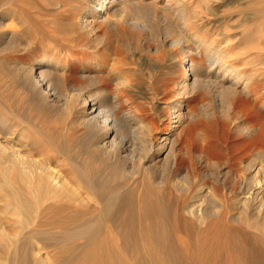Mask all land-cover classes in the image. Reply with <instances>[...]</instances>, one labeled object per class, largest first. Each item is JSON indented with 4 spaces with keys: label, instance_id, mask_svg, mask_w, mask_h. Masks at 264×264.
<instances>
[{
    "label": "bare ground",
    "instance_id": "bare-ground-1",
    "mask_svg": "<svg viewBox=\"0 0 264 264\" xmlns=\"http://www.w3.org/2000/svg\"><path fill=\"white\" fill-rule=\"evenodd\" d=\"M12 1L0 0L2 10ZM80 1L75 26L87 37L85 47L98 52L102 45L107 55L104 61L86 60L90 66L80 67L88 82L84 88H77L73 80L74 84H69L67 63L55 55L5 65L18 88L11 92L4 84L0 89V264H161L168 218L173 219L174 228H182L188 235L201 231L209 217L214 220L209 218L206 230L237 234L233 225L225 222L231 219L240 222L238 233L246 228L264 233V115L257 106L258 91L251 85V76L243 77L226 61L224 45H211L200 32L206 28L198 25L202 17L193 4L198 0ZM127 10L132 11L123 21L145 34L156 33L161 44L179 45L180 68L186 69L175 85L178 101L169 105L172 125L156 140L136 114L138 108L129 106L118 113L121 101L107 89L118 61L112 54V41L104 42L96 35L93 18L112 29L115 16ZM5 12L9 13L8 9ZM4 15L1 13L0 20ZM14 15L22 18L17 12ZM0 37L12 43V50L18 49L20 41H16L14 31H0ZM226 39L228 43L230 39ZM189 53H202L207 68L190 61ZM3 77L1 72L0 82ZM213 87L231 96L225 110L217 119L191 123L189 133L178 142L174 136V140L171 133L184 118L189 97ZM55 111L63 112L71 129L68 135L50 131L48 118ZM229 122L233 133L227 142ZM199 125L203 133L193 134ZM125 127L130 129L128 137L122 135ZM139 128L144 130L142 135L137 133ZM139 139L144 144L143 153L136 152ZM176 143L178 152L185 149L183 155L176 152ZM112 161L121 166L117 168ZM195 162L214 171L210 168L194 174ZM180 165L189 166L192 172L179 170ZM205 177L212 179L210 184ZM210 196L223 199L222 205L209 210ZM115 218L125 219L121 220L126 236L139 231L140 257L116 240V232L121 231L119 224L115 227L118 230L112 228ZM57 231L61 235L56 236ZM80 237L87 243L84 250L61 261L52 257L51 246L61 248V252L73 251ZM259 238L264 239V235Z\"/></svg>",
    "mask_w": 264,
    "mask_h": 264
},
{
    "label": "rangeland",
    "instance_id": "rangeland-1",
    "mask_svg": "<svg viewBox=\"0 0 264 264\" xmlns=\"http://www.w3.org/2000/svg\"><path fill=\"white\" fill-rule=\"evenodd\" d=\"M215 2L218 4L215 5ZM82 3L83 2L80 0H13L11 4L8 5L9 8H6L9 13H6V10H2L3 8L0 7V17L1 13L6 14L0 20V31H14L15 39H17L16 41H20L19 45H17L18 49L14 51V49L12 50L13 47H11L12 43H5L0 37V73L2 72L4 76L0 82V89L3 88L4 84L7 85V89L11 92L18 88L17 81L15 82L7 75L8 70L11 69L7 68L5 65L11 66V62L14 61L31 62L35 58H40L44 55H50L51 57L55 55V59L57 58L62 62H66L65 74L66 76L68 75V82L71 80L69 84L75 83L74 85L79 89L85 87L88 82L81 76L80 67L90 66L85 62L86 60L104 61L107 55L103 52L102 45L98 46V52L85 47V43L87 44V37L75 26V22H77L80 16V6ZM206 3L207 1L205 2L202 0L193 3L197 15L202 17L198 25L201 26L200 28H202V26L206 28L200 32L206 35V39L211 45L217 48L224 45L225 51L222 52L224 58L228 63L234 66L235 72L243 75V77L251 76V85L255 86V90L258 91L256 92L259 95L257 106L264 115V0H213L212 4ZM206 5L212 8L207 9ZM14 9H16L17 14L22 17L20 20L15 18L16 16L14 14L16 12ZM131 11L132 10H127L121 12L120 15H116L115 24L112 29H108L95 18H93V23L95 25V32L97 31L96 35L99 34V37L102 36L104 42H108L109 40L108 43L111 44L112 41V54L116 56L114 58L118 61L116 63L117 65L114 64V70H112V80L107 84L108 91L112 92V94H117L118 101H121L120 109L117 110V112L119 113L122 109L129 106H132L131 108L137 107L138 111L136 114L141 118L143 124H146L150 129L153 140H156L163 131L172 125V120H174V118L172 117L173 114L171 113L169 105L173 101H178V96L175 95V85L186 73V69L180 68L182 54L178 47L179 45L161 44L160 36L156 33L153 32L152 36L145 34V32L141 31L138 27H132L129 23L123 21L124 17H127L126 15L129 16ZM124 14L125 16H123ZM148 14L150 15L151 13L148 12ZM121 15L123 18L120 17ZM151 18L150 20H152ZM146 35H148V37ZM149 36H151L150 38L152 39H150ZM226 38L230 39L228 43H226ZM4 44L7 46L9 45V48L7 47L8 50L4 49L6 46H4ZM91 51H94L93 53H95V55L93 53L91 54ZM189 57L190 61L201 64L204 69L207 68L208 64L202 53H189ZM103 73H105V71ZM203 90L204 89H202V91ZM63 91L64 90H61L63 93L62 96H65V91ZM200 91H196L194 95L189 97V101L184 109L186 112L185 116L179 123L180 125L177 130L171 133V137H173L174 140L176 137L177 142L180 141L181 137L189 133L188 127L191 123L200 119L213 120V118H219L220 114L225 110L226 105L231 100V96L223 92L220 88H206L203 92ZM126 100L129 101V103H127ZM55 112L56 113L53 114L54 116H52V118L50 117L51 119L48 118L51 122L47 121L49 122V126L51 124L50 131L54 132L52 133L54 135L56 132L58 133H56V135H68L69 133L67 132H70L71 129H69V124L65 120V117L61 115L63 112ZM241 119L244 120V117L241 116ZM199 126L194 129L192 132L193 134L194 132L201 133L204 130L201 125ZM228 127L231 131L233 128L231 122L228 123ZM256 127L257 126L254 127L255 130ZM142 128L145 130V127ZM129 130L130 129L126 127L122 129L123 137L130 136L131 133ZM138 130L137 133L142 135L144 130L141 128ZM140 131L142 133H139ZM232 133L233 131H231V135L227 142L232 140ZM77 141H79V139ZM141 143L143 144L141 139L137 140L136 152L138 153H143ZM176 146V152H178L179 144L176 143ZM184 150L185 149L179 150L178 153L181 154V152H183L181 154L183 155ZM202 154L204 155L203 157L207 158L208 155L205 151H203ZM112 164L114 166L116 165L117 168L121 166V163H117L116 161H112ZM194 166L196 167V172L193 171L194 174L197 173V171V174H200L202 170L205 171L211 168V166L207 165L205 167V165L202 166V164L196 162ZM225 167L229 168L227 165H225ZM187 169H190V167L186 165H180L179 167V170L183 172L187 171ZM191 170L192 169H190V171ZM229 170L231 179L233 178V169L230 168ZM211 171H214L213 167ZM203 180L209 184L212 181L210 177H205ZM210 197L207 201L209 210L222 205L223 199L219 197H217L218 199ZM209 218L212 219L211 217ZM209 218L203 223L201 231H196L194 234L192 233V235H188L182 228H174L173 219L168 218V220L165 221V245H162L163 252H161L162 254L164 253V258L160 263L239 264L240 261V264H264V239H258V237H261L264 233L248 228L244 230V233H238L240 222L231 219H226L228 221H224L228 222L230 225L232 224L237 234L229 235L226 231L223 232L224 230L220 229L206 230L205 225L210 222ZM121 219L125 220L123 218L112 219L113 230H118L115 227L119 224L120 227L118 226V228L121 231L116 232L119 233L116 236L117 238L114 237L117 241L119 240L120 243H125L126 249H128L130 253L132 252L140 257L142 250L140 247H137L140 238L139 231L135 230L132 234L126 236L123 234V229L125 228L124 224H122L124 221ZM212 220H214V218ZM105 223L109 224L110 221L106 220ZM54 233L56 236L61 235L59 231ZM185 238L187 241H185ZM86 244V241L80 237L75 240V249L73 251L70 249L68 251L62 250L61 252V248L51 246L50 252L53 258L61 261L64 257L76 254L79 250H84ZM234 244L236 246H234ZM169 250L170 252H168Z\"/></svg>",
    "mask_w": 264,
    "mask_h": 264
}]
</instances>
